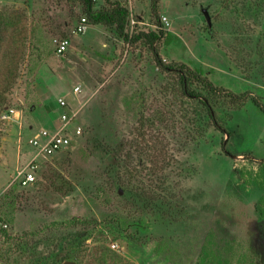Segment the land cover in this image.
<instances>
[{"label": "rangeland", "instance_id": "374dc122", "mask_svg": "<svg viewBox=\"0 0 264 264\" xmlns=\"http://www.w3.org/2000/svg\"><path fill=\"white\" fill-rule=\"evenodd\" d=\"M109 2L128 9L129 34L157 29L151 0ZM157 11L162 60L241 95L188 78L227 133L143 42L100 25L73 34L80 0H0L25 50L17 61L21 43L7 39L0 52V264H264V0H159ZM59 98L82 132L36 157L21 188L27 140L52 129Z\"/></svg>", "mask_w": 264, "mask_h": 264}, {"label": "trees", "instance_id": "16d2710c", "mask_svg": "<svg viewBox=\"0 0 264 264\" xmlns=\"http://www.w3.org/2000/svg\"><path fill=\"white\" fill-rule=\"evenodd\" d=\"M83 5V12L85 14L84 18L86 19V24L90 26H105L114 28L117 35L122 38L126 43L129 45H135L138 42H143L147 49L150 51L153 62L155 67L163 72H174L177 73L182 85V93L185 97L190 99L198 100L199 103L205 108L207 115L209 116L210 120L212 121L213 125L216 126L221 132L227 133L225 130L221 129L217 126L215 116L213 114V110L211 106L207 103L206 99L201 96L198 92L192 91L189 88V81L188 78L197 79V81L203 83V85L209 90L213 92H221L225 93L233 102L238 103L242 101L241 95L230 93L224 89L218 88L213 85L212 82L208 81L205 78L200 77V72L197 70H191L184 64H167L165 63L159 55L158 49L156 48V44L163 38L165 35L166 41L168 42L170 39L169 33H164L160 24L158 23V11L157 5L159 0H151V16L156 18L157 20V29L155 31H148V32H137L135 34L128 33V26L130 25V13L127 8H124L118 2H109L104 7L95 8V1L94 0H80ZM6 12V11H5ZM82 18V17H81ZM133 20V18H132ZM80 21V19H79ZM78 21V22H79ZM134 21V20H133ZM136 21V20H135ZM10 22V17H5L0 14V52L4 51L3 43H7V39L12 41L15 40L16 44H20L21 46L15 50L17 54V58L20 62L21 58L25 56V50L23 49V40L24 35L21 33L18 34L20 40L14 37L15 33V26ZM8 50L5 49V51ZM1 63V62H0ZM4 67V64H3ZM6 69L8 72V66L2 68L0 66V71ZM9 73V72H8ZM4 77L1 80L5 86V89L12 86L14 82L15 73L12 75L7 76L3 74ZM244 97V96H243Z\"/></svg>", "mask_w": 264, "mask_h": 264}, {"label": "built area", "instance_id": "2783aa9c", "mask_svg": "<svg viewBox=\"0 0 264 264\" xmlns=\"http://www.w3.org/2000/svg\"><path fill=\"white\" fill-rule=\"evenodd\" d=\"M86 27V19L82 17L75 25L73 34L78 35L84 33ZM68 46L69 42L67 39L55 40V53L57 55L64 54ZM72 91L73 93H78L80 87L75 86ZM56 106L58 107L59 114L52 129H41L27 140L28 146L34 150L35 157L28 162L26 169L18 173L17 184L21 188H26L35 182V169L38 167L36 157H47L61 150L72 148V145L75 144V137H78L82 132L81 127L75 124L76 113L67 109L68 105L66 101L59 98L56 100ZM10 113H14V111L10 110ZM7 117V114L4 113L0 116V119L6 120ZM115 247V245H112L113 249Z\"/></svg>", "mask_w": 264, "mask_h": 264}]
</instances>
